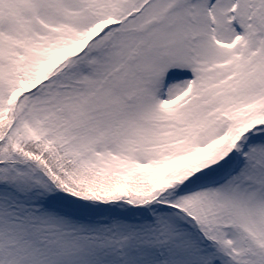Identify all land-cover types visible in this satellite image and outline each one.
Masks as SVG:
<instances>
[{"label":"snow or ice","instance_id":"snow-or-ice-1","mask_svg":"<svg viewBox=\"0 0 264 264\" xmlns=\"http://www.w3.org/2000/svg\"><path fill=\"white\" fill-rule=\"evenodd\" d=\"M0 264H264V0H0Z\"/></svg>","mask_w":264,"mask_h":264}]
</instances>
